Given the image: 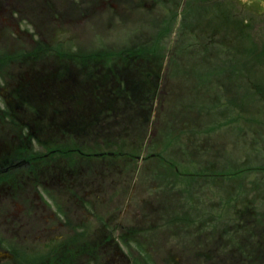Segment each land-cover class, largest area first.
<instances>
[{
  "label": "rangeland",
  "instance_id": "rangeland-1",
  "mask_svg": "<svg viewBox=\"0 0 264 264\" xmlns=\"http://www.w3.org/2000/svg\"><path fill=\"white\" fill-rule=\"evenodd\" d=\"M5 1L11 7L0 8L5 18L0 70L21 65L33 78L53 85L49 77L60 72L57 77L79 84L84 76L105 84L99 89L103 95L87 91L81 103L98 128L85 136L56 137L60 142L54 143L58 150L52 156L80 176L86 192L84 210L65 207L77 222L86 223L84 245L97 256L86 264H104L99 246L104 235H111L123 252L117 260L113 255V264H129L127 259L193 264L192 259L227 251L233 259L253 258L257 241H264L256 228L264 225L259 222L264 216V0ZM69 57H82L85 67L73 66ZM109 60L125 69L108 74L110 80L97 72V64L92 68ZM58 61H65L63 69ZM131 78H140L142 96L121 84ZM76 88H71L74 95ZM57 89L49 87L45 95ZM39 91L38 86L36 95ZM36 102L34 107L46 114L45 104ZM3 118L0 132L30 138L19 119ZM31 143L37 154L45 151L43 143ZM64 146H80L89 156ZM104 151L113 156L96 155ZM20 182L34 181L22 177ZM52 191L44 198H61L59 185ZM30 192L31 186L13 200L3 191L0 222L29 208L22 201ZM22 247L29 253L33 249L29 241ZM1 248L15 254L14 248ZM13 260L0 259V264ZM41 261L22 259L23 264Z\"/></svg>",
  "mask_w": 264,
  "mask_h": 264
},
{
  "label": "flooded vegetation",
  "instance_id": "flooded-vegetation-1",
  "mask_svg": "<svg viewBox=\"0 0 264 264\" xmlns=\"http://www.w3.org/2000/svg\"><path fill=\"white\" fill-rule=\"evenodd\" d=\"M2 7L3 10H6L11 6L9 2L5 1L3 5L0 4V8ZM3 16L2 14L0 17V26L2 27V22L5 20ZM58 62L57 68L63 69L66 65L65 61ZM81 66L85 67V63L80 61L79 67ZM2 67H5V65H2ZM21 68V65H14L0 70L3 76L2 81H4L1 86L4 94H0L3 105L0 108V121L2 117L5 119L7 116H13L21 121V126L27 128L31 136L25 139V136L21 137L22 134L11 137L8 131L3 130L0 132V201L3 198V191H6L13 200H16L19 197L18 194L23 190H27L29 186L32 187L33 193L30 192L29 198L22 201L25 206H30L29 208L21 209L20 215L17 216L16 212L14 213L15 216L7 214L5 222H0V248L15 249L13 255L6 249L2 250L3 252L0 250L2 252V254L0 253L2 255L0 259H14V264H23L22 259H31V261L42 259L41 263L45 261L42 264L51 261L53 264H86L85 259H97L90 248V244L84 245L86 223L81 218L77 222L74 219L76 217L74 211L69 213V209L65 208L69 205L72 207V204H75L79 210H84L87 203L86 192L79 181L80 176H74L72 170L70 171V166L64 167V165L59 164L58 160L52 159V154L58 150L55 148L54 143L60 142V139L56 137H64V135L67 136V133L72 132L81 136L91 131L96 118L92 116L91 119L85 113V103L82 104L83 107L81 103L85 101L84 95L86 92L98 87L99 85L96 83L101 84L103 81L100 79H96L95 82L94 80L85 81L84 76L83 84L76 83V85L78 84L77 91L79 90V93L74 95L71 88L76 86L75 82L71 83L66 76L58 80L51 78L53 85L47 81L33 78L32 73L27 74L29 73L28 70ZM88 82L94 84L90 85ZM38 86L40 91L36 95L35 90ZM49 87L58 89L51 90L48 96L45 94ZM33 101L36 105V101H38V104H45L44 106L48 109V112L46 114L41 113L42 108L39 107V110L38 106L36 110ZM61 104L65 108H57ZM69 107L76 108L78 111L75 112ZM65 111L70 112L67 114ZM97 114H99V111ZM55 116H58V120H61L55 121ZM0 125H4L3 122H0ZM32 140L43 143L45 151L37 154V150L32 147ZM65 149H68V147L65 146ZM75 151L79 152V150ZM22 177H31L34 182L23 184L20 182ZM57 185L61 188V198H54L55 200L52 199L51 201L45 199L44 194L53 192L52 187ZM35 199H37L36 202L33 201ZM58 199L60 202L57 201ZM36 206L38 209H36ZM54 207L58 209L56 213H54ZM261 220H264V216L260 217L259 222ZM258 224L256 228L261 231L258 234L259 238L264 240V225H261L262 222L260 225ZM95 231L101 232L100 230ZM8 234L11 235V238H8ZM104 237L106 238L105 241L99 244L104 248L102 259L104 264H113V255L115 254L117 260V256L121 253L117 247L115 248L117 245H115L111 235H104ZM26 241H29V245L33 247L30 253L25 250L28 247H22L26 245ZM34 246L41 250H37ZM94 247L97 246L94 245ZM64 248L74 249L57 256ZM22 255L30 256V258L22 257ZM202 259L206 260L207 263ZM192 261H194L193 264H264V241H257L255 255L251 259L240 257L233 259L227 251L220 256H206L205 258L192 259ZM89 263L101 264L103 261L96 263V260H90Z\"/></svg>",
  "mask_w": 264,
  "mask_h": 264
},
{
  "label": "trees",
  "instance_id": "trees-1",
  "mask_svg": "<svg viewBox=\"0 0 264 264\" xmlns=\"http://www.w3.org/2000/svg\"><path fill=\"white\" fill-rule=\"evenodd\" d=\"M135 86V85H134ZM126 88V87H125ZM127 89V88H126ZM128 90V89H127Z\"/></svg>",
  "mask_w": 264,
  "mask_h": 264
}]
</instances>
